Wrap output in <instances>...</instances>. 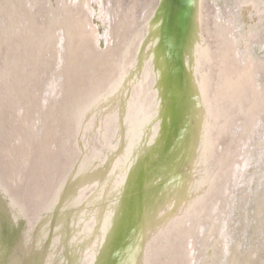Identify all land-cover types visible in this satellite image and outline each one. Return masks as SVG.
<instances>
[{"label": "bare ground", "instance_id": "obj_1", "mask_svg": "<svg viewBox=\"0 0 264 264\" xmlns=\"http://www.w3.org/2000/svg\"><path fill=\"white\" fill-rule=\"evenodd\" d=\"M56 1L0 0V264L259 263L224 245L226 189L264 119L233 22L210 0H148L143 43L100 51Z\"/></svg>", "mask_w": 264, "mask_h": 264}, {"label": "rangeland", "instance_id": "obj_2", "mask_svg": "<svg viewBox=\"0 0 264 264\" xmlns=\"http://www.w3.org/2000/svg\"><path fill=\"white\" fill-rule=\"evenodd\" d=\"M69 2L76 7L73 6V14L67 21L73 20L72 16L78 17L76 15L78 12L80 16L82 13L87 15L88 25L87 23L83 24L82 21L79 24L85 25L83 27L88 37L89 34L93 35L100 51L108 50L118 40L123 44L126 43L125 46L123 45V51L131 50L132 44L137 39L136 35L139 38L142 37V43L146 39L143 11L148 0H83V2L82 0H70ZM209 2L212 11L215 10L214 20L217 18V25L219 23L227 25L229 21L233 22L240 50L237 51V54L243 58L251 57L263 68L258 81L259 86L264 88V0H210ZM67 4V0L50 2L49 11L54 14V19L62 14ZM129 25L131 29L125 32ZM112 28L116 31L112 32ZM89 30L91 31L89 32ZM115 32L118 34L117 37ZM142 67L140 62L133 65L130 69L132 75L134 73L136 76L140 75ZM3 98L5 99L4 95ZM262 133L264 135V119L259 122L257 132L252 135L243 150L242 158L245 170L242 180L238 179L241 169L239 164L234 173V184H229L226 189L229 210L224 212V234L226 235L224 245L227 246V255L230 256L232 247H236L239 257L254 253L257 260H260L256 264H264V158L258 144V137ZM161 141L162 135L159 134V146ZM157 152L152 155V165L156 169H162ZM107 168L109 167L107 166ZM167 181H172V179H166L163 182ZM145 186L144 191L150 185L148 183ZM124 194L125 190L120 194V201L127 198Z\"/></svg>", "mask_w": 264, "mask_h": 264}, {"label": "water", "instance_id": "obj_3", "mask_svg": "<svg viewBox=\"0 0 264 264\" xmlns=\"http://www.w3.org/2000/svg\"><path fill=\"white\" fill-rule=\"evenodd\" d=\"M197 159V157H195V160ZM7 167H10V164L7 166ZM12 167L14 168V165H12ZM228 184V183H227ZM174 221V220H173ZM172 221V222H173ZM176 223V222H175ZM163 229V228H162Z\"/></svg>", "mask_w": 264, "mask_h": 264}]
</instances>
